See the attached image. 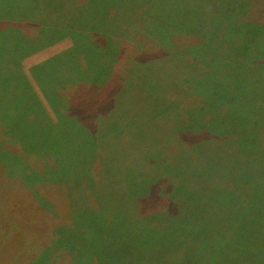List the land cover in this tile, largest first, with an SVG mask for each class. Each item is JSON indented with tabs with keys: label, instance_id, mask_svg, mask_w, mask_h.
<instances>
[{
	"label": "trees",
	"instance_id": "trees-1",
	"mask_svg": "<svg viewBox=\"0 0 264 264\" xmlns=\"http://www.w3.org/2000/svg\"><path fill=\"white\" fill-rule=\"evenodd\" d=\"M191 1L182 6V14H176L177 0H0V91L12 107L11 111L6 108L7 113L0 116L9 118L14 124L12 128L17 126L16 130L29 137L33 144L40 142L41 146L37 148L42 152H37L41 158L49 159L51 164H47V176H39L38 181L62 187L58 193L47 191L64 198L55 201L60 205L51 202L53 210L44 213L47 216L44 222L52 221L53 228L49 230L47 240L40 239L37 244L40 250L52 248V240L55 245L62 246L64 262L57 261L59 264H92L90 261L93 258L99 264H158L155 242H158L162 230L176 231L174 228L189 213L196 220L193 223L196 230L190 235V219L184 218L188 225L181 234V248L174 245L178 241L177 236L170 244L172 252L166 254L164 263L171 260V264H209V256L205 253H201L202 256L199 254L196 260L198 250L224 242V230L230 227L233 241L251 244L256 249L230 250L231 253H226L219 264H264V61L252 64L234 61L230 57L235 49L233 47L242 41L246 42L245 45L253 41L246 36L228 40V32L216 30L213 26L218 17L212 13L203 11L193 19L198 5H192ZM128 13H131L135 24L143 27L141 30L147 33L146 37L152 38L156 47L147 48L146 43L143 47L146 37L141 30L134 32L121 28L127 21L124 14ZM200 23L205 28H200ZM132 34L137 36L131 37ZM63 38L72 41L70 52L35 67L31 70V80L22 67V60ZM228 41L233 45L230 46ZM262 42V38L257 39L246 55L264 53ZM85 45L90 49L86 58L93 66L88 65L84 58L87 70H82L77 61ZM173 45L180 52L177 48L173 50ZM256 46L260 50H255ZM113 50L118 54L117 60L120 58L116 74L112 68L99 62L100 57L104 58L106 52ZM163 57L167 62H161ZM57 58L63 63L61 68L51 64L52 61L57 63ZM179 64L185 65L187 72L197 74L191 89L186 88L188 76L177 72ZM216 66L218 72L210 71ZM124 70L129 71L130 76ZM83 71L85 74L95 71V82L100 76L107 75L104 76L107 78L99 87L84 85L80 91H71L69 98L64 96L69 86L78 85L75 82L79 81ZM191 95L193 101L189 106L187 101ZM2 102L3 99H0V107ZM151 104L165 108V113L162 110L141 113L136 109L141 105L149 110ZM187 107H190V112ZM135 113L145 119L144 126L165 122L168 132L164 131L174 138L167 141L172 146L182 147L181 153L186 154V159L197 170L206 174V169H212L214 176L211 179L220 180L216 185L219 190L232 189L234 180L236 188L239 184L243 187L246 180L252 178L249 184L257 192L251 199H255L257 204L255 208L248 204L238 211L240 216L247 214V218L236 221L231 219L230 213L221 215L211 208L206 196L202 198L197 193L196 199L201 208L193 213L177 203L172 191L169 198L173 205L165 213L163 210L145 213L148 212L146 209H155L156 204L164 201L161 195L164 190H159V181H153L138 193L128 185L130 169L136 167L142 174L147 173V158L144 155L150 154L147 137L142 130L140 133L139 129L130 127V132H126V125ZM244 119L253 126V138H250L253 147L248 143L251 148L243 150L242 143L250 135L242 124ZM224 120H231L233 128L227 127V131L222 133L221 123ZM135 122V127L140 125ZM211 122L215 131L210 127ZM93 136L97 138L96 142L82 148L80 153L72 146H61L60 151H56L51 144L56 138L64 143L76 144L81 139L90 142ZM229 136H232L231 139ZM45 139L48 142L41 143ZM45 145L50 146L54 157L43 153ZM206 147L209 149L206 150ZM70 156L91 170L86 172L82 183L76 181L81 177L80 171H70L69 161L65 159ZM63 178L69 181L64 182ZM18 183L24 197L35 196L27 175H22ZM166 186L171 188V185ZM174 189H177L175 185ZM126 196H131L133 202L130 217L124 223L113 222L111 218L118 212L114 200ZM11 202L16 201L8 202L6 209L9 213L16 209L11 208L14 205ZM42 206L37 204L38 211L44 210ZM148 218L155 223L157 231L142 226L141 220L146 222ZM9 219L4 223L3 232L0 227V232H5L4 239L0 238L5 264H30L34 260H45L46 257L41 256L44 255L43 250L31 256L35 258L27 263L29 260L22 249L32 242V238L21 235L26 233L22 224L17 233V228L11 224L12 219ZM166 224H170L168 229ZM106 241H116L122 248L111 243L105 246ZM12 247L21 248L15 254ZM188 249L196 253L186 261L178 253ZM8 250L11 256L7 255ZM56 256L58 258L59 255Z\"/></svg>",
	"mask_w": 264,
	"mask_h": 264
},
{
	"label": "rangeland",
	"instance_id": "rangeland-1",
	"mask_svg": "<svg viewBox=\"0 0 264 264\" xmlns=\"http://www.w3.org/2000/svg\"><path fill=\"white\" fill-rule=\"evenodd\" d=\"M177 1L179 5L175 7V10H177L176 14L177 13L182 14L181 12L182 6L188 0H177ZM191 3L192 5H196V6L198 5L197 7H195V11L193 13L195 17L193 19H195L196 17H199L197 15L201 14L203 11L212 13L216 15L215 17H218V19L213 22V26L217 28L216 30L228 32L227 33L228 40L232 41L234 37L242 38V36H246V38L253 41L252 44H250V42H247L246 45H245L246 42L244 43V41H242L239 45L237 46L235 45L233 47L235 49L233 50L232 53H230V57L234 61L236 62L242 61L243 63L248 62L247 64H250V63L252 64L253 62H256V61H259L258 63L260 62L263 63L264 61L263 51H262V54H261V51L258 54L253 53L254 56L246 55V54L248 52V49L252 45L256 44L257 39L262 38L264 41V0H193L191 1ZM130 15L131 13L124 14V16H126L127 21L124 25H121V28L122 29L129 28L130 30H133L134 32H136L137 30L143 29V27L141 28L140 25L135 24L133 18L130 17ZM131 18L133 21L131 20ZM199 26L200 28H205L204 27L205 25L203 23H200ZM141 31L146 37L147 33H145V31L143 32V30ZM134 36H137V35L135 34L131 35V37H134ZM143 42H144L143 47H146V44H147V48H150V49L157 46V44L153 42L152 38H149V37H146V39H144ZM228 42L230 46L233 45L230 41ZM131 44L132 45L135 44L134 40H132ZM262 44L264 48V42H262ZM83 47L84 49L80 51V59L78 61L77 60L75 61H77L80 64L79 66L81 67L82 70H87L83 60L85 58L88 65L92 64L89 61V58H86V55L87 53H89L90 49L86 45ZM72 48H73V43L70 39L63 38L61 40H57L52 45L44 49H41L40 51H37L33 53L32 55L25 57L21 62L22 67L25 70V72L28 71L27 73L31 74L30 72L31 69L35 67L37 64L40 63L42 65L48 62L53 57H56L57 55L69 53ZM176 48L177 47L173 45V50L178 49ZM255 50H260V49L256 46ZM164 51L167 52L166 50ZM177 51L180 52L179 49ZM174 55L175 54H172V56ZM104 56H105L104 58L102 57L99 58L100 60L99 62H101L105 66H108L109 68H112L113 73L116 74L117 68H118L117 62L120 61V58L119 60H117L118 54L115 52V50H113V51H110L109 53L106 52ZM76 57L79 58V55L78 56L76 55ZM164 58L165 57L161 59L162 60L161 62L165 63L167 62V60ZM56 60H57V63L55 61H52L51 64H55V67L61 68V65L63 64L62 61H60L59 58H57ZM91 66H93V64ZM176 67L177 66H175V70L178 68L177 72L180 73V75L182 73L184 76H188L186 77V79H188L186 88L187 90L191 89L192 82H196L197 74H192L191 71L187 72L186 71L187 67L185 65L179 64V67L177 68ZM60 68L58 70H60ZM215 68H217V66L214 68H211L210 71L215 72V73L218 72V69H215ZM94 72L95 71H89L87 74H85L84 72L82 76L80 75L81 77L79 78V81L75 82L76 84H78L77 86H74V87L69 86V89H67V91L65 90L66 92L64 91L65 93L64 92H61V93L62 94L64 93V96L66 95L69 98L70 93H72L71 91L76 92L78 89L80 91L83 89L84 85L86 87H90V86H93L94 84L95 86L99 87V85H101L103 81L107 78L104 76H107V75L100 76L97 79V82H95L96 74H94ZM124 72L125 74L128 72V76H130L129 71L124 70ZM57 73L59 72L57 71ZM174 76L176 77V75ZM80 83H82L83 85ZM0 99H3V102H2L3 106L0 107V114L2 113L6 114L8 108H10V111H11L12 107H8V103H9L8 99L6 96H3L1 94V91H0ZM192 101H193V96L191 95V97L187 101V103L189 102L190 104H187V105L190 106L192 104ZM16 109L17 108H15V110ZM136 109L139 112L144 113V112H151V111L158 112L160 110L163 111L165 108H162L158 104H151V107L149 108V110H145L143 106L141 105L137 106ZM187 109H189V112H190V107H187ZM165 111L163 112L165 113ZM174 111L176 112L177 108H175ZM169 112H172V110H169ZM134 120L137 121V123H140V125L135 127L136 122ZM144 120L140 118L139 114L135 113V115L133 116V119H130V121L128 122L125 128L126 132H130V129H131L130 127H133L137 130L139 129L140 133H142L141 132L142 130L144 135L146 134L147 148L150 152L149 155L148 154L144 155L145 158H147L145 162L147 173L142 174L138 170V168L134 166L135 167L134 169L129 170L128 185L129 187H132L133 189L135 188V190H137L135 192L138 193L144 190V187L147 188L149 184L152 183L153 181H159L158 183L161 184L158 186L159 190L160 191L164 190L161 193L162 197L164 198V201H161L158 205L156 204L155 209L153 208L146 209V211L148 212H145V213L150 214V213H153L159 210H163L164 211L163 213H165V211L171 208V206L173 205V202L170 201L171 198H169L170 197L169 193L170 191H172L175 193V196L178 200L177 203L180 204L184 209H188V211H193V213L194 211L198 212L201 208L200 207L201 205H199L196 199L197 197L196 193H197L202 198L206 196V198L210 201L209 203H210L211 208L214 211L217 210L221 215H223L224 212L227 215H229L230 213L231 219H234L236 221L240 220L241 218L243 219L247 218V214L243 213L242 216H240L238 211H240V208L245 207L248 204H250V207H253V208H255L257 204L255 199L253 200L251 199V196H255V192H257L256 188L249 184L252 182V178L250 180H246V183L244 184L243 187H241L239 184V187L236 188L235 184L237 182L234 180L235 183H233L232 189H229L226 191L219 190V187H217L216 185L218 182H220V180L211 179L214 176V172L212 169H206L207 170L206 174L201 172V170L200 171L197 170L195 168V165H193L190 162V160L186 159L185 157L186 154L181 153L182 147L178 148L176 144L175 146L174 145L172 146V144L167 141V140H172L174 138H171L170 136L166 134V132L168 131L165 128V125H166L165 122L144 126L143 125ZM230 121L229 120L227 122L226 120L222 121L221 123L223 124V127H221L222 133H225L227 131V127L233 128L230 125ZM242 124H244V127H246V129L249 131L250 135L247 138V140H245L246 142L242 143L243 146H241V148L243 150L250 149L251 148L250 145L253 147V145L250 143V138H253V128H252L253 126L251 125L250 122L246 121L245 119L243 120ZM13 125H14L13 122L9 118L0 116V227L3 232V226L5 225L4 223L7 222V218L8 219L10 218L9 221L12 219L11 224L17 228V233L20 232L21 224H22L25 227L24 230L26 233L21 234V235L24 237L32 238V242L36 240L34 243L30 242L26 247L22 249L24 256L26 257V259L29 260L27 261V263H30V261L35 258V257L31 258V256H36V253L38 254L40 253V251L45 250V248L40 250L37 244L40 239L47 240V237H49V230L53 228L52 221H49V223L47 224L44 222V219L47 217L45 215L46 212L48 210L52 211L54 208V205L52 203L55 204L58 201V199H62L64 198V196L62 195L55 196L47 192V191H53V192L58 193V192H61L60 188L62 187H59V186L54 187L53 185H46V184L44 185V181H38L39 176H41L40 178L47 176V174L45 173L48 168L47 164H51V162L49 159L43 156H42L43 158H41V155L37 152L39 150L37 147L41 146L39 145L40 142L33 144L29 140V137L25 136L24 134L16 130L18 128L17 126H14L12 128ZM210 127H212V131H215L214 130L215 128H213L212 122L210 123ZM116 128H118V126H116ZM146 128L147 129L150 128V129H148L145 133ZM199 132L201 133L202 131H199ZM255 132L258 134L257 128H255ZM173 134H175L174 130H173ZM157 135L158 136L160 135L158 139H157ZM231 137L232 136H229V139H231ZM78 138H83V137L79 136ZM92 138H94L93 139L94 141L92 140L90 142H87L86 139H81L79 140V143H76V144H74L73 142L64 143L62 140L56 138L54 141H51V144H52L53 149H55L56 151H60L59 148L61 146L63 148L72 146V147H76L77 149H79V153H80V150H82V148L87 147L91 142H96L97 138L95 136L91 137V139ZM46 142H48L47 139H45L44 141H41V143H45V144ZM207 149L209 148L206 147V150ZM43 153L46 156L51 155V157H54L53 152L50 149V146L48 145H45V151ZM65 159L69 161L68 164L70 167V171L72 173L75 170L80 171L81 177L76 181L77 183H79L80 181L82 183L86 172L87 171L91 172V170L86 169L82 164L76 162L75 160L77 158H73L70 156V158L66 157ZM151 162H154L155 165L153 166V163ZM157 164L159 165V167L157 166ZM64 165L65 164L61 166V170L63 169ZM41 172L42 174H39ZM22 175H25V176L27 175L28 181L31 182V185L34 187L33 191H35L36 193L34 197H31V198L24 197L21 190L19 189L18 182L20 181V178ZM164 179H166V181ZM63 181L67 182L69 180L63 178ZM139 184L141 185V187L139 186ZM166 185H171V188H168ZM174 185L177 187V189L172 190ZM18 192H21V193H18ZM238 196H241V198L240 197L238 198ZM130 197L131 196H126L124 198L126 200L120 199V198H117L114 200L116 202L115 208H118V212H115L114 216L111 218L113 222L124 223V221L129 219L130 208L133 203L131 202ZM10 200L16 201V202H11V203H14V205H12L11 208H16L13 213L11 212L9 213L8 209H6V207L8 206V202ZM238 200L240 201V204L238 203ZM37 204H43L42 206L44 207V210L42 211L43 213L41 212V210L38 211L39 208H37ZM56 205H60V204L56 203ZM35 209H37L38 214L37 212H35ZM66 209H69V206H66ZM36 216H38V218ZM250 216L252 215H248V217ZM184 218L190 219V225H191L189 228L191 230L190 235H192L193 231L196 230V225H193V223H195L196 220L195 218H192L190 216V213H189V216L188 215L187 217L184 216L183 219L174 228V229H177L176 231L172 230L171 232H169V230H165L164 228L162 230L163 235L161 234L158 238V242L157 243L155 242V246L158 247L156 250L157 252L156 260L158 261V264H163L164 263L163 259L167 257L166 254L169 251L172 252L170 250L171 249L170 247H173V246H170V244L175 242L177 236H179L177 239L178 241H176L174 245L177 248H181L180 241L183 239V236L181 234L184 233L188 225L186 221L187 219L185 220ZM141 221H142V226H144L145 228L149 227L150 230L157 231L156 229H154L156 226H155V223L154 224L152 223L153 222L152 219L148 218L146 222L145 220H141ZM169 225L170 224H166L165 227ZM254 229H256V226H254ZM128 231L130 232L131 230H128ZM173 233H175V235L171 236ZM224 233H225L224 242L217 243L216 247H214L215 245L211 244V245H206L202 249H199L198 254L196 256V260L199 254L200 256H202L201 253H205L206 255L209 256V261H210L209 264H212V262H214L215 264H219L223 256L226 255V253L227 254L231 253L230 250H233V251L235 250V252H239V251L241 252V251H248L250 249H253V250L256 249L251 244H240V242L236 243L238 241H233L231 238L232 228L230 227L225 228ZM0 234H1L0 238L3 240L5 236V232L4 233L0 232ZM109 243H111L114 247L122 248V246L121 245L119 246L116 241H111V242L106 241L105 246H107V244ZM50 245H52V248L47 247V249L42 253L44 255H41L42 257H46L45 260H34L30 264H59L58 262L63 263L64 262V258H63L64 251H62L63 247L59 245L58 246L55 245V242H53V240L50 242ZM19 248L21 247H12V251L13 252L15 251V254H16L17 253L16 250H19ZM0 251H1L0 264H5L3 246ZM7 253H8L7 255L11 256L10 250H8ZM194 253L196 252L195 251L193 252L192 249H188L178 254H180L179 256L181 258L185 259L186 261H189L190 258L192 257V254ZM57 254L59 255L58 258L56 256ZM55 256H56V260L55 262H53L52 259L53 258L55 259ZM19 257H21V255L18 256L17 258L19 259ZM201 259L202 258H200V260ZM170 261L171 260L166 261L164 264H171L172 261L171 262ZM90 262H93L92 264H99L98 260H95L94 258ZM7 264H9V262H7ZM120 264H125V262H122Z\"/></svg>",
	"mask_w": 264,
	"mask_h": 264
},
{
	"label": "crops",
	"instance_id": "crops-1",
	"mask_svg": "<svg viewBox=\"0 0 264 264\" xmlns=\"http://www.w3.org/2000/svg\"><path fill=\"white\" fill-rule=\"evenodd\" d=\"M54 58V57H53ZM39 65H41L40 63L39 64H37L35 67H37V66H39ZM35 67H33L31 70H33ZM28 72V71H27ZM26 72V73H27ZM31 72V71H30ZM27 75L31 78V80H32V74H29V73H27ZM34 86L36 87V85L34 84ZM36 89H37V87H36ZM8 107H11V104H8Z\"/></svg>",
	"mask_w": 264,
	"mask_h": 264
}]
</instances>
